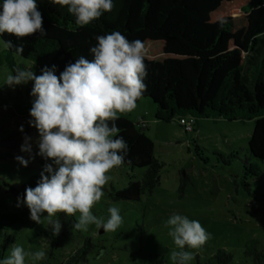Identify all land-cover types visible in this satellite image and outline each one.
Here are the masks:
<instances>
[{
    "label": "trees",
    "instance_id": "16d2710c",
    "mask_svg": "<svg viewBox=\"0 0 264 264\" xmlns=\"http://www.w3.org/2000/svg\"><path fill=\"white\" fill-rule=\"evenodd\" d=\"M36 2L46 35L36 33L23 40L6 33L0 36L4 45L0 65L9 69L10 74L14 75L17 67L28 69L14 55L34 65L39 75L45 66L51 69L55 65V74L59 76L80 56L93 58L90 48L97 43L96 36L118 31L129 41L139 40L144 45L147 88L138 100L147 99L157 113L171 115L157 116L159 120L167 122L177 116L183 127L180 119L185 118L190 121L191 130L200 117L253 121L241 166V185L249 190L247 174L251 178L259 176V164H264V0H113L111 12L83 27L75 23L67 6L53 5L48 0ZM8 40L14 45L23 44L24 52L18 55L14 48H6ZM223 106L228 108L227 112L221 109ZM18 107L28 112L31 106ZM116 124L120 129L118 135L124 137L129 147L120 167L141 169L142 174L140 180H130L113 196L136 201L144 189L158 184L162 162L154 156L153 141L139 123L119 116ZM16 146L11 134L1 139L0 159L14 157ZM218 156L228 166L235 153ZM38 162L45 164L40 156ZM39 180L40 173L28 175L18 185L2 179L0 188L22 198L26 188L36 187ZM53 219L61 222V232L54 236L48 221L44 225L40 233L46 241L42 249L47 257L41 264H52L57 253L61 264L83 263L89 252L102 249L90 237H84L80 244L70 246V251L65 250L69 249L65 248L66 243L78 231L73 229L76 221L74 216L63 213ZM14 238L12 234L5 241ZM3 246L0 244V249ZM247 252L253 255L256 264H264V246L258 249L254 239L246 241ZM231 257V253L217 250L212 258L216 264H227ZM163 262L162 255H147L146 264ZM204 264H211L210 260Z\"/></svg>",
    "mask_w": 264,
    "mask_h": 264
},
{
    "label": "rangeland",
    "instance_id": "374dc122",
    "mask_svg": "<svg viewBox=\"0 0 264 264\" xmlns=\"http://www.w3.org/2000/svg\"><path fill=\"white\" fill-rule=\"evenodd\" d=\"M3 49L0 41V56ZM14 58L26 63L28 69L39 75V71L27 60L15 55ZM9 71L0 65V140L11 134L17 146L13 151L14 157L0 159V180L18 185L28 175L40 173L43 165L37 164L38 155L35 153L38 152L36 141L39 134L28 123L32 119L30 111L23 112L18 107H32L34 98L30 93L33 82L14 88L4 85ZM136 105L133 111L118 113V116L139 123L152 139L153 154L162 162L158 184L150 190L144 189L136 201L115 198L113 193L125 188L130 180H140L142 171L125 167L111 170L108 173L111 180L105 185L104 195L93 206L92 213L106 221L110 215L108 208L117 207L122 224L114 232H104L95 225H90L86 231L78 230L66 243L65 248L69 249L65 250L70 251V246H76L82 238L90 237L102 249H98L99 254L98 250L89 252L87 261L78 264H146L150 253L162 255L163 264H173L170 253L175 245L168 235L169 228L164 225L169 216L178 213L199 221L210 235L201 248H185L194 253V259L189 264H204L209 260L211 264H216L212 257L217 250L231 253L227 264H256L253 255L246 253V241L254 239L258 249L264 246V164H259V176L251 178L247 174L249 190L241 185L242 160L246 157L245 148L253 121L245 118L229 121L223 117L207 116L198 118L196 123L191 117L195 123L188 131L178 124L177 116L167 122L159 120L157 116L171 115L157 113L149 100L140 99ZM221 109L228 111L224 106ZM21 125L23 133L19 130ZM25 135L31 137L35 156L27 167L15 159L17 156L28 159V154L21 151ZM219 153H235V156L225 166L220 162ZM247 160L250 161L248 156ZM17 203V197L0 188V244H4L0 249V260L10 255L13 245L33 253L46 247L40 232L47 223V213L37 224L30 219L29 209L22 203L17 207ZM78 216L79 213L74 216L76 222ZM12 234L14 240L6 242L7 236ZM51 263L61 264L60 253ZM26 264H32L27 257Z\"/></svg>",
    "mask_w": 264,
    "mask_h": 264
},
{
    "label": "clouds",
    "instance_id": "9594fccd",
    "mask_svg": "<svg viewBox=\"0 0 264 264\" xmlns=\"http://www.w3.org/2000/svg\"><path fill=\"white\" fill-rule=\"evenodd\" d=\"M50 4L67 6L78 26H86L111 12L113 0H48ZM23 40L36 33L47 34L43 28V17L36 0H0V36L3 34ZM97 43L90 48L92 59L80 56L69 63L59 76L45 66L41 74L31 69L17 67L15 74L6 77L5 84L16 85L33 82L30 95L34 98L30 109L31 127L39 136L38 152L45 161L36 187H28L21 203L30 211V219L37 224L45 217L52 226L53 235L61 232V222L53 219L58 213L76 216L74 230L86 231L90 225L104 232H114L122 224L120 210L109 207V218L105 221L92 213L93 206L104 195L111 170L125 162L128 144L116 124L118 113L131 112L137 100L146 91L144 80L147 65L144 63V45L139 40L129 41L118 31L95 37ZM5 47L24 52V45L5 41ZM22 133L24 127L19 129ZM31 137L25 135L21 151L28 159H15L24 167L34 159ZM164 227L169 228L175 249L170 253L173 264H189L194 253L188 249H199L210 238L209 233L197 220L173 213ZM32 264L44 260L46 252H26L18 245L11 247L10 255L0 264Z\"/></svg>",
    "mask_w": 264,
    "mask_h": 264
},
{
    "label": "built area",
    "instance_id": "2783aa9c",
    "mask_svg": "<svg viewBox=\"0 0 264 264\" xmlns=\"http://www.w3.org/2000/svg\"><path fill=\"white\" fill-rule=\"evenodd\" d=\"M180 122H181V124H183L184 125V127H185V129L186 130H191V124H190V121L189 120H187V119H180Z\"/></svg>",
    "mask_w": 264,
    "mask_h": 264
}]
</instances>
